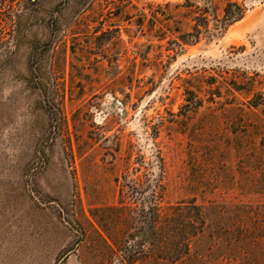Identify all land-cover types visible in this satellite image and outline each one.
Instances as JSON below:
<instances>
[{"label":"rangeland","instance_id":"374dc122","mask_svg":"<svg viewBox=\"0 0 264 264\" xmlns=\"http://www.w3.org/2000/svg\"><path fill=\"white\" fill-rule=\"evenodd\" d=\"M89 2L0 0V264H82V233L122 187L126 205L148 206L157 150L165 203L203 206L217 247L248 241L220 264H264V105L246 114L207 92L212 76L231 73L264 100V0H246L223 36L174 57L138 31L137 13L87 16ZM187 87L202 107L183 108Z\"/></svg>","mask_w":264,"mask_h":264},{"label":"trees","instance_id":"16d2710c","mask_svg":"<svg viewBox=\"0 0 264 264\" xmlns=\"http://www.w3.org/2000/svg\"><path fill=\"white\" fill-rule=\"evenodd\" d=\"M134 1L90 0L86 15H97L108 8L117 19L130 22L129 15L137 13V29L143 36L166 40V57L177 56L186 46L202 39L212 41L223 36L230 26L244 17L247 7L246 0H184L182 3H152L139 9ZM184 23L187 28L183 27ZM117 29L119 26H114V30ZM110 31L113 30H107ZM148 55L145 50H138L134 59L144 63ZM225 74V77L212 76L207 82L211 102L225 99L221 104L229 106V110L239 112L240 106H244L250 112L246 114H252L264 105L263 97L254 92V86L248 85L246 77ZM185 94L183 108L202 107V101L194 100V91L187 87ZM235 94L246 95L244 103L238 102L240 100ZM230 98L232 102H227ZM255 123L258 132L264 130L263 121ZM247 127L250 129L252 126ZM262 139L264 142V134ZM156 158L160 164V178L149 183L148 206L141 210L126 205L122 187L119 204L101 208V214L93 216L97 226L92 225L91 235L82 233L81 242L85 245L81 263L220 264L224 251L233 262L243 256L248 246V241L242 238L244 235L239 240L233 239L229 248L223 244L217 247L215 238L219 237L222 242L220 227L209 221L210 213L203 206L195 202L173 206L165 203L161 179L165 173V162L161 150H157Z\"/></svg>","mask_w":264,"mask_h":264}]
</instances>
